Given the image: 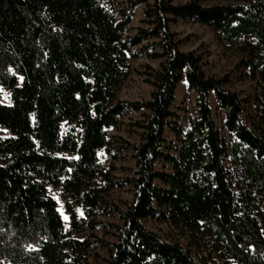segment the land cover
<instances>
[{"label":"trees","instance_id":"obj_1","mask_svg":"<svg viewBox=\"0 0 264 264\" xmlns=\"http://www.w3.org/2000/svg\"><path fill=\"white\" fill-rule=\"evenodd\" d=\"M141 4L146 26L127 35ZM176 18L210 27L236 48L264 121V0H128L121 9L110 0H0V86L11 98L0 102V126L12 134L0 141V264H89L92 244L72 234L92 233L104 196L124 185L133 191L124 209L104 204L120 221L110 225L114 241L98 243L108 251L104 264H264V129L248 126L239 94L225 87L228 75L205 74L201 54L179 50L169 27ZM141 54L163 58L149 98L118 99L129 58ZM182 78L195 93L194 111L186 130L173 128L178 145L166 146ZM140 110L139 141L129 145L133 174L116 177L98 152L110 154L107 130ZM159 159L168 171L155 169ZM48 184L60 188L68 228ZM155 216L182 228L203 261L143 225Z\"/></svg>","mask_w":264,"mask_h":264},{"label":"rangeland","instance_id":"obj_2","mask_svg":"<svg viewBox=\"0 0 264 264\" xmlns=\"http://www.w3.org/2000/svg\"><path fill=\"white\" fill-rule=\"evenodd\" d=\"M128 0H110L111 5L115 9L126 8ZM188 0H172L174 4L185 3ZM203 5H211L224 0H201ZM143 4L137 5L133 9V16L127 25L126 34L133 35L140 27H145ZM171 32L176 40H180L179 50L187 52L194 50L202 56V69L207 75H215L222 77L229 76V81L225 87L239 94L243 102V118L250 128L260 133L264 129V121L260 117V107L256 102V95L259 90L254 80L248 75L247 69L237 67L241 55L235 47H229L223 42L219 34L210 27L201 25L195 21L183 20L176 18L169 25ZM151 51H149L150 53ZM163 58L149 57L141 54L137 57L129 58V75L116 91V97L121 100L140 101L147 100L151 90V74L157 70ZM21 78L18 75V82ZM195 93L187 87L185 78H182L176 85L174 90V100L170 107L173 115L168 119V124L164 130L165 145H178L173 128H182L186 130L189 125V118L194 111ZM0 102L11 104L10 91L0 86ZM210 106L212 108L213 117L220 129L222 137L228 142L230 134L223 129L222 114L216 107L213 95H210ZM144 110L129 112L123 115L115 126L107 130V138L109 140L111 153L99 150V162L105 168H112V174L116 177H130L134 169L133 150L130 144H136L139 141V128L135 123L142 119ZM65 127V126H64ZM11 132L0 126V141L11 136ZM164 150V149H163ZM174 152V151H170ZM155 169L159 171H168L169 166L164 164L162 160L155 162ZM156 188H163V184L159 180L154 181ZM46 192L56 201L57 210L61 216L64 227L68 228L69 217L65 210L64 200L60 193V188L50 184L46 186ZM133 191L129 185L116 186L109 190L104 196L106 205L116 206L124 209L126 204L132 199ZM104 203V204H105ZM100 208V213L96 216V228L90 233L86 228L79 234H72L77 239L88 241L92 244L87 251V262L89 264H104L103 260L108 256L107 248L99 245L100 242L114 241L116 231L111 227L112 224H120V221L111 213L110 209L105 210V205ZM73 209L78 217H82L81 207L73 204ZM264 212V204L262 205ZM63 213V214H62ZM68 219H65L64 216ZM143 225L162 236L166 240L178 241L185 247L189 248L195 259L203 261L200 256L203 253L189 246L187 234L177 226L171 224L168 220H158L157 217H150L142 220ZM89 234H91L89 236ZM228 264H235L228 260Z\"/></svg>","mask_w":264,"mask_h":264},{"label":"snow or ice","instance_id":"obj_3","mask_svg":"<svg viewBox=\"0 0 264 264\" xmlns=\"http://www.w3.org/2000/svg\"><path fill=\"white\" fill-rule=\"evenodd\" d=\"M62 214H63V213H62ZM64 218H65V219H68V217H67L66 215L64 216Z\"/></svg>","mask_w":264,"mask_h":264}]
</instances>
